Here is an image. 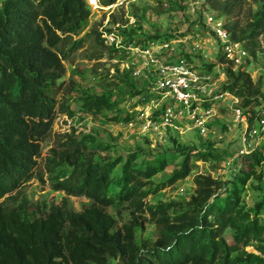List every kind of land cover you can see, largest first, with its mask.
I'll list each match as a JSON object with an SVG mask.
<instances>
[{"label": "trees", "instance_id": "obj_1", "mask_svg": "<svg viewBox=\"0 0 264 264\" xmlns=\"http://www.w3.org/2000/svg\"><path fill=\"white\" fill-rule=\"evenodd\" d=\"M99 1L108 5L115 0ZM205 1L225 18L231 39L244 41L254 56L258 36L264 37V0ZM88 13L85 0H0V264H110L112 259L116 264H264V250L232 255L239 245L264 233V219H248L238 207L239 185L257 174L256 166L263 160L256 147L241 162L223 199L218 191L223 182L197 174L193 193L183 205L143 202L147 191L142 189V176L150 177L163 160L156 159L141 172L132 152L104 164L83 158L84 145L74 129L54 133L42 160L43 142L51 135L55 116L71 115L63 100L68 89L58 79L65 71L63 61L81 44L78 35ZM224 72L222 90L241 97L244 105L264 101V74L254 81L239 69L226 66ZM86 98L87 108L110 106L105 94ZM195 154L191 161L184 155L171 181L195 160L207 159L206 151ZM116 163L122 165L114 179L111 170ZM54 164L69 168L52 176L53 189L88 199L78 210L68 197L47 203L24 195L23 184L41 177L44 168L53 171ZM112 181L118 191L109 195ZM115 202L131 208V219L122 225L105 209ZM174 206L178 209L170 210ZM253 207L256 214L264 210V193ZM144 209L150 213L156 239L138 243L134 228L141 223L133 213ZM227 226L233 230L229 240L223 236Z\"/></svg>", "mask_w": 264, "mask_h": 264}, {"label": "rangeland", "instance_id": "obj_2", "mask_svg": "<svg viewBox=\"0 0 264 264\" xmlns=\"http://www.w3.org/2000/svg\"><path fill=\"white\" fill-rule=\"evenodd\" d=\"M88 2L91 7L86 3L89 13L84 29L78 35L81 44L63 61L65 71L58 79V82L64 81L68 89L63 100L71 115L57 113L55 116L51 135L43 142L42 160L51 146L54 133L71 132L74 129V136L84 145L83 158L104 164L132 152L135 155L133 164L141 172L156 159L163 160V165L150 177L144 178L141 175L145 181L142 189L147 191L143 202L152 204L157 201H174L183 205L193 193V177L197 174L210 175L223 182L218 189L222 192L223 199L232 182L236 181L241 162L256 147L263 160L256 166L257 174L251 176L244 185H239L238 207L247 212L248 219L254 215L264 219V210L256 214L253 207L264 193V130H261L262 121L264 124V101L259 99L257 103L244 105L241 97L222 90V85L227 81L224 72L226 66L218 42L198 15L202 0H131L112 8L95 0ZM209 10L216 14L210 7ZM94 30L99 32V36ZM104 30L116 31L126 43L140 46L147 45V41L159 44L169 40L173 49L165 52L173 57L191 49L189 56H185H188L196 69L209 76L207 80L213 89L212 94L228 92L215 100L209 117L208 132L200 134L192 129L147 127L145 121L152 108L149 103L143 102V97L153 96L151 76H145L142 72L140 60L135 59L133 66L134 69H140L137 74L133 73L134 69H127L125 62L121 60L125 55L114 52L104 41ZM174 39L181 41L174 43ZM194 43L198 44V48H193ZM253 57L257 65L264 69L262 35L258 36V46ZM252 75L254 81L259 77L257 72ZM137 89L138 94H132ZM98 94L109 97V107L103 106L95 110L83 105L87 95L92 99ZM262 94L264 96V87ZM231 95L238 98L237 105L250 113L246 129L230 108L234 101ZM131 120L132 124L129 125ZM254 128L257 129L255 134L252 133ZM203 151L207 152V159L195 160L185 174L174 181L170 180L185 154L189 155L191 161L196 152ZM121 165L122 163H116L112 167L111 176L114 179L120 173ZM53 167V171L49 172L44 168L41 177L33 176L26 181L22 188L24 195L30 200H45L47 203H58L62 197H68L70 205L78 210L88 199L84 196H67L62 190L53 189L52 176L69 168L61 164H54ZM114 182L108 186L109 195L118 191ZM105 209L118 225L132 217L131 208L126 203L115 202ZM177 209L174 206L170 210ZM133 214L141 223L134 228L135 240L138 243L155 240L156 232L148 210L135 211ZM232 232V228L225 227L224 238L229 240ZM261 250H264V233L260 238H250L247 244L239 245V249L232 252V255H241L243 251L259 254ZM110 264H116V260L112 259Z\"/></svg>", "mask_w": 264, "mask_h": 264}, {"label": "built area", "instance_id": "obj_3", "mask_svg": "<svg viewBox=\"0 0 264 264\" xmlns=\"http://www.w3.org/2000/svg\"><path fill=\"white\" fill-rule=\"evenodd\" d=\"M85 1L91 7L89 0ZM95 1L100 3L99 0ZM124 2H131V0H115L108 5L117 6ZM198 15L218 42L225 66L234 71L242 70L248 73L252 79L253 72H257L259 75L264 74V69L257 65L255 58L243 42L231 39L229 32L224 28L225 18L213 14L205 0H202V4L198 8ZM119 36L116 31H102L104 41L115 48L116 52L125 55L121 60L125 62L127 69H134L135 59L140 60L142 72L145 73V76H151L153 96L144 101V103H149L152 108L145 121L146 126H165L172 130L192 129L200 134L208 132L209 117L212 115L215 100L228 92L212 94L213 89L207 80L209 76L196 69L187 58L191 49L173 57L166 53L167 50L173 49L169 40L159 44L147 41V45L140 46L130 42L126 43L122 36L120 38ZM180 41L179 39L173 40L174 43ZM194 44L193 48H198V44ZM139 70L134 69L133 73L137 74ZM231 96L234 101L230 108L236 119L243 122L246 129L250 113L237 105L238 98L236 96ZM131 124L132 120L129 122V125ZM261 124L263 131V121ZM256 131V128L252 129V133L255 134Z\"/></svg>", "mask_w": 264, "mask_h": 264}, {"label": "bare ground", "instance_id": "obj_4", "mask_svg": "<svg viewBox=\"0 0 264 264\" xmlns=\"http://www.w3.org/2000/svg\"><path fill=\"white\" fill-rule=\"evenodd\" d=\"M111 7H114V4H112V5H107V8H111Z\"/></svg>", "mask_w": 264, "mask_h": 264}]
</instances>
